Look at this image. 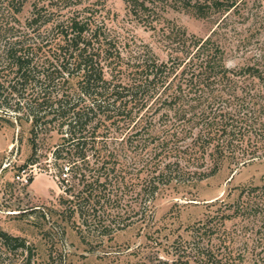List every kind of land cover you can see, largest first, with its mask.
Returning <instances> with one entry per match:
<instances>
[{
  "label": "trees",
  "instance_id": "trees-1",
  "mask_svg": "<svg viewBox=\"0 0 264 264\" xmlns=\"http://www.w3.org/2000/svg\"><path fill=\"white\" fill-rule=\"evenodd\" d=\"M61 1L0 0V121L30 122V164L36 163V140L59 135L52 154L70 175L62 179V212L84 242L111 240L135 215L145 222L165 187L264 158V45L252 62L230 68L213 35L174 29L172 52L162 60L148 44H122L91 7L64 11ZM28 2L32 9L23 19ZM127 3L138 16L151 17L168 4L220 19L240 4ZM239 189L235 201H216L222 212L189 227L191 239L159 242L177 255L174 264L245 263V250L234 248L224 225L240 216L249 227L264 228V178ZM4 246L24 256L21 264L34 263L26 238L0 227V251Z\"/></svg>",
  "mask_w": 264,
  "mask_h": 264
},
{
  "label": "rangeland",
  "instance_id": "rangeland-1",
  "mask_svg": "<svg viewBox=\"0 0 264 264\" xmlns=\"http://www.w3.org/2000/svg\"><path fill=\"white\" fill-rule=\"evenodd\" d=\"M239 3L237 9L224 15V20L218 16L201 18L190 10L168 4L151 17L138 16L127 0H66L59 7L68 6L64 11L91 7L95 18L103 20L122 44L127 42L134 48L148 44L162 60H167L172 52L171 30H186L198 37L213 35L224 50L225 64L236 68L252 62L264 45V0H239ZM31 9L28 2L23 19ZM30 128L27 121L14 124L0 121V227L26 238L34 247L33 264H174L177 255L171 247L166 249L159 242L163 240L168 245L178 236L191 239L192 224L214 216L218 208L223 211L224 206L216 202L218 199L233 202L242 186L263 183L264 158L237 169L225 164L216 175L197 183L163 188L145 222L138 221L140 215H135V221L116 231L111 240L91 242L88 237L86 243L62 212L60 198L66 186L62 179L70 175L59 170L52 154L60 137L56 132L40 136L36 140V163L30 164L33 153ZM23 174L28 182L22 179ZM224 228L234 238V248L245 250L246 264H264L263 227H249L239 216L226 220ZM213 238L220 244V237ZM1 249L4 253L0 251V264L22 263L23 255L14 257L5 252V246Z\"/></svg>",
  "mask_w": 264,
  "mask_h": 264
},
{
  "label": "built area",
  "instance_id": "built-area-1",
  "mask_svg": "<svg viewBox=\"0 0 264 264\" xmlns=\"http://www.w3.org/2000/svg\"><path fill=\"white\" fill-rule=\"evenodd\" d=\"M25 172V170H23ZM20 176V174L18 175V177ZM21 177V176H20ZM22 179L25 181V182H28V179L26 178V174H23L22 175Z\"/></svg>",
  "mask_w": 264,
  "mask_h": 264
}]
</instances>
